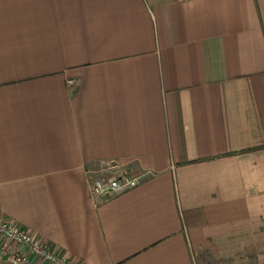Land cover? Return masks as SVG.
<instances>
[{
	"label": "crops",
	"instance_id": "obj_1",
	"mask_svg": "<svg viewBox=\"0 0 264 264\" xmlns=\"http://www.w3.org/2000/svg\"><path fill=\"white\" fill-rule=\"evenodd\" d=\"M0 217L75 264H264V0H0Z\"/></svg>",
	"mask_w": 264,
	"mask_h": 264
},
{
	"label": "built area",
	"instance_id": "obj_2",
	"mask_svg": "<svg viewBox=\"0 0 264 264\" xmlns=\"http://www.w3.org/2000/svg\"><path fill=\"white\" fill-rule=\"evenodd\" d=\"M114 166V165H113ZM94 196L114 195L136 186L138 175L100 173L90 177ZM17 243L19 248H10L5 241ZM0 256L11 264H75L68 256L58 253L42 237L13 220L0 217Z\"/></svg>",
	"mask_w": 264,
	"mask_h": 264
}]
</instances>
